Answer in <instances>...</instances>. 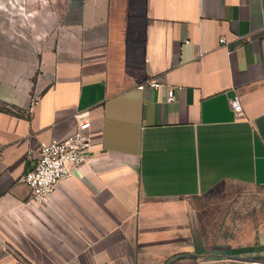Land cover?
<instances>
[{
    "label": "crops",
    "instance_id": "1",
    "mask_svg": "<svg viewBox=\"0 0 264 264\" xmlns=\"http://www.w3.org/2000/svg\"><path fill=\"white\" fill-rule=\"evenodd\" d=\"M18 1L0 0V264H264L261 218L213 244L196 211L264 190V0ZM80 113L85 164L32 200L35 147Z\"/></svg>",
    "mask_w": 264,
    "mask_h": 264
},
{
    "label": "built area",
    "instance_id": "2",
    "mask_svg": "<svg viewBox=\"0 0 264 264\" xmlns=\"http://www.w3.org/2000/svg\"><path fill=\"white\" fill-rule=\"evenodd\" d=\"M8 6L10 8L17 7L19 11L21 9L18 0H8ZM11 12L8 13L11 14ZM8 20H13V12L8 16ZM224 41V38H219L220 43ZM147 85L152 89L159 87V83L155 81L148 82ZM173 99L174 93L170 89L166 100L171 102ZM38 102L39 95L33 94L28 109L32 110ZM230 104L236 113L242 112L241 104L236 97L230 100ZM78 117L76 128L69 135L48 142L41 141L35 147L34 166L21 178V181L29 188L32 200L45 201L60 180L69 178L72 175V169L85 164L91 146L88 132L90 120L86 113H80Z\"/></svg>",
    "mask_w": 264,
    "mask_h": 264
},
{
    "label": "rangeland",
    "instance_id": "3",
    "mask_svg": "<svg viewBox=\"0 0 264 264\" xmlns=\"http://www.w3.org/2000/svg\"><path fill=\"white\" fill-rule=\"evenodd\" d=\"M196 209L207 240L215 244L220 242V230L224 227L232 235L240 225L257 226L259 220L264 221V190L232 187L216 189L198 199Z\"/></svg>",
    "mask_w": 264,
    "mask_h": 264
},
{
    "label": "water",
    "instance_id": "4",
    "mask_svg": "<svg viewBox=\"0 0 264 264\" xmlns=\"http://www.w3.org/2000/svg\"><path fill=\"white\" fill-rule=\"evenodd\" d=\"M227 95L231 98L235 97V92L233 90L228 91Z\"/></svg>",
    "mask_w": 264,
    "mask_h": 264
}]
</instances>
